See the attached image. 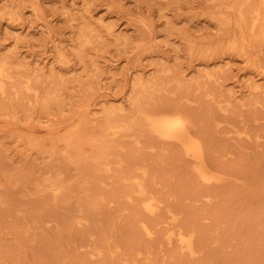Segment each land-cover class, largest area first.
Instances as JSON below:
<instances>
[{
	"label": "rangeland",
	"instance_id": "374dc122",
	"mask_svg": "<svg viewBox=\"0 0 264 264\" xmlns=\"http://www.w3.org/2000/svg\"><path fill=\"white\" fill-rule=\"evenodd\" d=\"M222 1L0 0V63L40 91L0 93V264H264V0ZM138 109L182 110L216 178L108 128ZM55 174L75 182L58 199L38 187Z\"/></svg>",
	"mask_w": 264,
	"mask_h": 264
},
{
	"label": "bare ground",
	"instance_id": "6f19581e",
	"mask_svg": "<svg viewBox=\"0 0 264 264\" xmlns=\"http://www.w3.org/2000/svg\"><path fill=\"white\" fill-rule=\"evenodd\" d=\"M213 1L218 6H220V4L223 2L222 0H213ZM239 26H241L240 23ZM252 32L257 37L263 35L264 25L262 29L258 31L257 23H255ZM9 85L11 86L10 88L14 90L17 95L33 93L38 97L40 96V91L35 87L33 83V79L31 77L22 75L18 69H15L14 67L10 66L8 62L4 61L0 63V93L2 94L6 93ZM51 93L52 92H48L49 98L52 97ZM107 118H108L107 126L108 128L112 129L115 134L126 132L128 134L133 133L132 135H135V131L145 129L163 140L178 145L182 150V152L189 158L193 166L194 172L201 180L211 181L214 178H216L213 171L210 169L208 165V161H207L208 159H207L204 143L196 135L198 132L197 128L195 124L183 113L182 110L178 109L177 111H170L165 114L158 115V114L148 113L142 109H138L135 115H128L125 118H119L113 112H108ZM142 173L146 175L145 170H142ZM80 180H82V177ZM38 183H39L38 187L40 193H45V192L52 193L53 198L58 199L59 197H64L65 194L68 192V190H72V188L74 189L73 185L75 182L69 179L68 177H66L65 174H55L52 176L45 177L43 181ZM81 183L78 184L80 185ZM129 183L134 184L136 188H134L133 191L126 196L127 199L129 201H133V195L135 194L137 198L142 202L144 208L147 211L151 213H156L159 204L154 196H150L148 194L147 187L145 186L143 180H140L139 177H134L132 180H130ZM87 185H91V182L82 183V185L80 186V190L83 191L82 194H84L85 197L88 196V192H90L87 189ZM104 198L105 197L102 196L101 193L97 194L92 200V202H89L88 204L90 210L91 211L99 210L101 204L104 203L106 200V199L104 200ZM163 222L164 221L161 222V225ZM145 225L144 228L146 232L148 234L151 233L150 229ZM179 240L184 248H187L191 252H194V247H193L194 242L192 237L186 236L185 234L181 233L179 234ZM99 252H100L99 255H101L102 251L100 250Z\"/></svg>",
	"mask_w": 264,
	"mask_h": 264
}]
</instances>
